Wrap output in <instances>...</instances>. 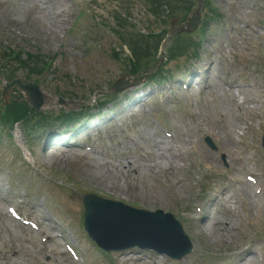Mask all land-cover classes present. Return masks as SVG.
<instances>
[{"label": "rangeland", "instance_id": "374dc122", "mask_svg": "<svg viewBox=\"0 0 264 264\" xmlns=\"http://www.w3.org/2000/svg\"><path fill=\"white\" fill-rule=\"evenodd\" d=\"M214 4L222 11L224 19L212 29L204 40V50H202L204 52L202 59L205 64L209 58H213L217 63L213 81L217 86L213 93H207L206 90L197 96L192 92L188 93L195 99L194 104L190 105L187 102L186 93L181 90L180 81L176 78L174 83L156 89L154 96L158 95L159 97L151 98L144 108L140 107L139 110L129 112L126 111L128 105H125V110L121 113L120 109L109 105L102 112L109 114L110 111H114L108 117L116 116L115 119L96 131L89 127L70 135L74 145L83 147L78 156L75 153L68 156L54 148H48L42 152L45 140L49 134L56 131L55 129L47 130L48 135L36 139L34 149L39 161L42 162V168L48 172L50 177L57 176L60 181H45L33 167L26 166L20 155L13 150V142H8V138L2 134L0 135V192L5 193L7 198H17L19 202L24 201V211L32 216L37 214L46 216L47 210L57 217L65 213L66 226L73 223L74 227L80 205L75 198L67 194L69 192L66 189L73 191L76 188L80 192L82 190H97L113 198L118 196L116 199H125L146 205L157 203L156 206L181 212V205L184 202H193L196 199L195 194L188 195L190 191L187 189L167 187L162 182L161 172L143 171V168H149V165H152L153 158L150 156H153V147H157L159 141L163 139L160 132L149 126L148 116L150 114L159 115L168 126L175 125L184 133L190 130L189 143L195 140L193 135L195 125L210 126L213 131L215 125L220 135L219 138L213 136L212 139L218 145V151H216L218 154H214V158L206 154L207 157L214 159L213 161L218 164L224 158L229 164L238 159L242 160L241 153L235 152L238 159L232 157L230 162L222 149L223 143H231L232 138H238V133L241 131L240 121L234 111V101L228 96L230 95L229 91L236 85L243 87L246 85L242 83L256 84L257 81L262 80L258 73L261 68L259 62L264 56V48L259 49L255 41H261V39L254 38L247 44L249 55L244 56L247 57L245 62L242 59L241 65L235 64L232 54H237L238 51L227 40L224 23L229 22L230 27L236 23L235 9L239 6L238 2L236 0H214ZM241 6L243 11L239 15L243 16L241 20L244 23H254L256 20L264 22V0H243ZM41 7L48 9L54 27L43 24L39 14ZM118 11L127 13L126 9L115 0H74L64 16H60L59 0H0V70L3 66L4 52L2 49L4 47L27 50L30 53L40 52L49 58L54 56L52 70L40 83L42 91L49 99V101L46 99L44 101V110L58 111L59 94H63L67 99L72 98L69 101V106L73 108H82L86 104H90L94 108V100L97 97L102 98V93L110 91L123 75L118 66L112 65L108 56L109 52L112 53L114 49L118 48L111 36ZM130 12L132 22L138 28H151L148 23L150 16L144 4L134 1ZM3 18H8L11 22L3 23ZM202 18V14L198 12L196 17L189 20L188 30L199 28ZM151 22L156 28L165 29L159 20L151 18ZM66 26L70 27L69 31L65 29ZM238 26L236 32L239 42L241 41L239 35L248 31V27L241 29L243 25ZM92 27L93 32L97 35L89 33ZM87 42L92 43V46H87ZM24 58H27L26 55ZM17 69L18 67L10 68L9 71H12L10 76L16 73L18 78L24 79L25 73L16 72ZM196 69L197 66L193 65L190 71L184 73L192 76L189 78L190 81L198 80L194 74ZM125 85H128V81L125 82ZM4 87L5 83L0 79V97H2ZM244 89L251 91V86ZM226 92L227 95L224 94ZM241 93L246 94L244 91ZM86 100L88 103L85 104ZM249 103L248 100L247 104ZM125 114H129V117L123 119L120 124L121 128L118 129L117 119ZM221 115L227 118L229 123L235 125L238 123L237 131H233L227 122V131L225 132L224 125L218 122ZM105 119L107 120V118ZM259 119H262L261 112H258V118L250 120L254 126H257ZM102 121L104 120L101 119L99 122ZM71 130L69 129L67 132H71ZM15 134V140L22 145L25 141L23 132L17 130ZM86 145L95 146V151L91 154L85 153ZM253 146L259 150L258 143L253 142ZM243 151L244 149L241 152ZM142 153L150 159L147 166L139 161V154ZM65 157L69 161H65ZM123 157H130L133 162H136L141 176L122 172L125 170L118 166V162ZM98 162H101L100 166H94V163L97 165ZM203 170L206 172L208 170L204 163L196 169L197 176H192L199 180L198 176ZM235 172L239 175L243 174L240 171ZM257 172L264 176V170H257ZM149 173H154L156 178H148ZM94 176H102L106 185L98 183ZM238 180L243 183L242 179ZM116 181H118L120 189L125 191L123 195L109 189V185ZM173 195L176 196V199L173 198ZM203 196L206 199L205 193ZM205 199L203 201L206 203L207 213H211V205ZM246 203L248 205H244L242 202L237 204L240 206L239 215L243 222L242 227L237 230L233 227L234 221L230 219L228 227L219 224L210 226L213 227L215 234L211 237L212 235L205 236L201 233L203 229L207 230L209 225L193 224L191 230L196 237L195 243L199 250L195 256L186 259L184 264H243L246 260L244 257L246 252L243 251V248L245 245H249L248 235H255L258 238V245L253 248L260 250L264 255V216L261 217L257 210H254V205H250L248 201ZM6 207L7 204L0 201V264H14L15 261L20 264H72L61 246L58 249L53 246L54 254H41L37 238H24L7 214ZM217 219L219 221L220 218ZM66 232L69 235V241L76 238L69 227ZM20 249L29 251L33 255L34 261L32 256H29L28 259L21 257ZM13 250L18 252L17 256L12 252ZM248 264L258 263L255 260Z\"/></svg>", "mask_w": 264, "mask_h": 264}, {"label": "bare ground", "instance_id": "6f19581e", "mask_svg": "<svg viewBox=\"0 0 264 264\" xmlns=\"http://www.w3.org/2000/svg\"><path fill=\"white\" fill-rule=\"evenodd\" d=\"M35 8L38 9L37 6H35ZM39 14H40L42 22H43V24L45 26L54 27V25L52 23L51 16H50V13H49L47 8L41 7L40 10H39ZM2 21H3V23H10L11 22V20L8 19V18H3ZM7 91L10 92V89H8ZM58 137H59L58 135L52 136L49 139V141L46 143V145H49L50 143H52L54 141H60V140L57 139ZM159 159L161 160V163L163 164L162 165L163 167L167 168V166H170L171 162L168 160L167 156L164 153L160 154V158ZM65 161H69V160L65 157ZM130 168H134V167L131 165ZM94 179H96V181L98 183H100L101 185H106L105 180H104V178L102 176H94ZM109 189L112 190V191H115L119 195H123L124 192H125L124 190L120 189V185H119L118 181H116L114 183H111V185H109ZM152 204H155V203H152ZM130 219H131V221H134L133 218H130ZM121 224H122V226L129 225L126 222H121ZM225 224L228 225V223H225ZM135 228L138 229V227H135ZM213 230H214L213 227H209V228H207V231L204 232V234H206V235L209 234V235H212L211 237H213V235H215L213 233Z\"/></svg>", "mask_w": 264, "mask_h": 264}, {"label": "water", "instance_id": "95a60500", "mask_svg": "<svg viewBox=\"0 0 264 264\" xmlns=\"http://www.w3.org/2000/svg\"><path fill=\"white\" fill-rule=\"evenodd\" d=\"M26 91V95H28L27 97H29V99H31V96H33V92L31 91V89H29V87H25L23 88Z\"/></svg>", "mask_w": 264, "mask_h": 264}]
</instances>
